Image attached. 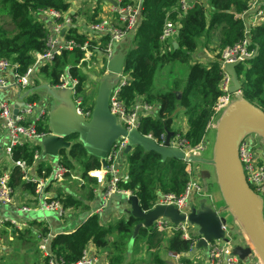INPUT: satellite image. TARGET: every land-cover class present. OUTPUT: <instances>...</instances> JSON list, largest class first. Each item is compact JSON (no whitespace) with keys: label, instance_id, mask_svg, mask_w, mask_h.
I'll return each mask as SVG.
<instances>
[{"label":"trees","instance_id":"1","mask_svg":"<svg viewBox=\"0 0 264 264\" xmlns=\"http://www.w3.org/2000/svg\"><path fill=\"white\" fill-rule=\"evenodd\" d=\"M120 1L131 2V0ZM190 1L192 6L185 12L181 11L179 0L140 1V19L131 34V42L125 50L122 63V72L127 77V81L121 87L119 95L127 106L138 97L154 106L153 114L140 116L138 131L142 135L150 134L156 140L165 133L164 126L173 129L172 120L175 111L181 108L187 123V129L180 132L181 138L186 145L195 146L203 140L206 141L209 128L214 132L210 124L214 122L216 117L214 108L218 97L222 94L219 88L222 77L220 51L227 45L238 43L243 37V22L239 18H234L232 12L242 13L247 10L251 0ZM206 4L211 8L209 14ZM102 6V0H96L95 6L89 7L84 12L81 10L71 13L69 0H0V60L4 59L16 65L17 71L23 74L33 65L36 56L46 52L48 48L47 34L50 28L41 19L39 13L58 11L61 15L60 20L69 16L71 24L65 26L62 38L73 41L75 46L62 49L51 61L39 64L35 72L43 74L50 85L57 86L61 75L67 71L70 77L77 81V93L82 97L80 107L84 111H91L96 90H89L87 85L97 83L91 77L90 64L93 62L97 64L96 74L101 76L105 71V59L98 52L90 61L82 59L84 53L78 46L87 40V36L75 24V17L79 13V16H83L85 20L94 21L95 17L103 13ZM166 20L177 24L174 41H163L160 37ZM212 31H215L213 33L216 41L215 57L206 62L192 60V54L198 48L200 39L205 40V45L208 46L207 40L211 37ZM107 41L108 37H101V51ZM173 42L177 43L176 47L173 46ZM248 50L253 51V57L242 61L236 67L241 82V94L264 111V20L251 28ZM170 63L187 65L186 73L174 79L170 87H154L157 69ZM34 83L38 84L37 80L28 87L33 86ZM175 91L180 92L179 99ZM25 100L32 103L38 100V96L36 93H29ZM36 128L43 134L50 132L48 122L38 124ZM66 140H69L71 145L68 149L59 151L55 164L66 169L63 175L64 181L69 185H77L80 194L77 195L74 190L69 189V185L67 189L62 185L63 188L56 189L53 199L65 210H89L90 205L86 202L94 199V189L97 184L95 179L88 175V171L99 169L103 163H106V159L102 161L89 154L76 134L69 135ZM206 143L208 144L207 141ZM35 150L41 151L39 143L16 144L12 147L10 159L24 161L27 166H32ZM124 155L126 176L118 181L117 186L135 195L143 211H148L154 206L159 193H172L176 196L183 193L189 179L184 161L172 157L161 160L158 153L144 151L140 146H132ZM51 170L52 165L48 160L38 162L36 170L38 176L46 178ZM23 176L21 168L13 165L9 171V184L13 190L19 188L32 197L28 200L31 203H26L32 207L37 204L35 183L26 181ZM54 182L55 180L48 182L47 191ZM140 221L129 214L103 223L98 213H90L74 230L59 232L52 238L50 255L64 264H73L81 259L86 246L92 244L99 253H104L103 256L109 264H136L137 258L139 261H149L151 264H168L161 252L176 255L179 264H200L196 259L188 256L198 235L189 232V236L185 238L179 229L166 235L153 225L142 226L133 240V248L129 250L127 244L132 230ZM27 224L28 227L22 230L16 229L14 236L20 242L33 243L36 246L35 254L41 253L37 249L39 239L36 234L42 239L48 235L49 228L44 221L29 220ZM135 246H143V254L140 255L145 254L148 259L136 257ZM41 256L43 263L46 264L48 257L42 254ZM35 261L36 259L30 264H35Z\"/></svg>","mask_w":264,"mask_h":264},{"label":"built area","instance_id":"2","mask_svg":"<svg viewBox=\"0 0 264 264\" xmlns=\"http://www.w3.org/2000/svg\"><path fill=\"white\" fill-rule=\"evenodd\" d=\"M91 2V7L95 6L96 0H86ZM116 5H112L106 0H102L105 8V13L95 17L94 21H87L85 27L79 28L86 34L87 40L79 45L80 50L83 51V60L90 61L95 57L94 55L100 53L106 61L113 54V46L115 42L125 39L128 35L132 34L136 29L140 19V1L131 0V2L122 3L120 0H114ZM264 0H251L247 10L242 13H233L234 18H239L243 22V37L242 39L232 45L225 46L219 54L220 68L222 77L219 82V88L222 94L218 97L215 105V113L220 111L229 101L230 94L228 93L229 86L231 85V77L224 70V64L227 62L241 61L243 57L250 56L253 51L248 50L250 41V31L254 26L259 25L264 20ZM179 6L182 12H185L192 6L190 0H179ZM74 12L71 10V13ZM42 20L49 23L50 29L47 34V50L42 54H38L35 58L33 65L28 68L23 74L17 71V66L9 63L7 60H0V91L6 87L16 86L19 90L27 89L33 80L35 68L41 63L49 62L55 54H58L62 49H70L75 46L73 41H67L62 38L61 31L65 26L71 24L69 16H65L60 20V12L58 11H42L39 13ZM45 17V18H44ZM177 34V24L170 20H166L161 33L163 41H174ZM102 36L108 37L105 48L101 51L100 39ZM117 83L114 85L109 96V110L115 116L116 121L124 126L128 131L135 128L138 130L139 118L145 114H153L154 106L146 103L143 99L139 98L132 102L131 105H125L119 92L121 87L126 83L127 77L121 71L118 75ZM76 79L70 77L67 71L60 77V83L57 85L59 88H68L71 92V98L76 107V112L82 117L89 118L91 111H84L80 105L82 97L77 93ZM34 102L25 100L21 107L14 114L12 108L7 101L2 99L0 95V120L3 127L8 134V143L5 147V154L10 158L12 147L16 144L27 142L30 145L40 144L39 140L45 134L37 131L36 126L43 124L46 120V115L42 110H34ZM211 125V124H210ZM180 130H176L170 139L172 148L181 150L184 155L191 153L196 156H203V152L207 150V143L205 140L201 141L195 146L186 145L183 138H181ZM154 139L150 134L146 135ZM165 133L161 134L159 139H154L158 144L164 142ZM253 135L246 136L238 147V158L242 165L243 173L249 187L258 194L262 199V213L264 217V159L257 153V145ZM127 140L125 137H120L116 140L109 154L106 157L105 165L99 169L88 171V175L95 179L97 188L94 192L101 194L104 205L105 201L109 199L111 194L125 193L130 195L129 191L120 189L117 186L121 178H125L126 170L122 171V166H118V157L124 153ZM40 151L35 150L33 154L34 162L39 159ZM14 165L21 168L24 173L26 181L34 182L37 192V200L39 201L38 209L42 212H53L58 217L64 216L65 209L59 204L58 201L53 199L55 195L46 190V185L51 180L59 181L63 177L66 169L55 164L48 177L43 178L38 175H32L30 166H27L24 161H13ZM30 168V169H29ZM185 171L188 174V182L183 193L176 196L172 193H159L156 199V204H171L175 206L180 213L186 214L189 210L191 198L194 195L198 196L207 203H213L211 200L212 195L206 191L202 185L201 178L198 174V169L193 168L190 163H186ZM9 171H0V206L1 205H15L21 212H28L34 210L33 207L25 205L22 202H16L14 198V190L9 184ZM153 206V207H154ZM100 208L94 209L91 213H97ZM13 225L21 227L25 223H20L15 220L10 221ZM153 227L163 233H171L175 229L182 232V236L187 238L189 236L188 223L181 222L179 224H172L167 218L159 217L153 222ZM223 235L228 238V241L215 240L207 242V254L204 264H262L254 252L248 254L245 258L241 259L233 252V243L227 235L226 223L221 226ZM48 236L40 239V250L44 256H47L46 264H64L58 261L54 256L50 255L49 250H46L45 244ZM195 243V242H194ZM100 256V257H98ZM73 264H109L104 256L101 255H88L87 250L84 251L81 259Z\"/></svg>","mask_w":264,"mask_h":264},{"label":"water","instance_id":"3","mask_svg":"<svg viewBox=\"0 0 264 264\" xmlns=\"http://www.w3.org/2000/svg\"><path fill=\"white\" fill-rule=\"evenodd\" d=\"M116 5L114 0H106ZM64 32L62 29L61 34ZM176 47L177 43L173 42ZM125 53L118 49L108 59L106 72L101 76H92L97 83L94 104L88 119L76 112V107L68 88H59L50 84H39L28 87L23 94L19 91V98L23 99L29 93L44 90L56 104L48 113V126L50 133L42 137L40 146L41 157L57 161L59 151L68 149L71 145L66 138L76 134L85 150L102 161L106 159L116 140L125 137L127 140L124 153H128L132 146H140L144 151H155L161 157L176 158L190 163L192 167L200 168L202 184L206 186L212 167L222 204L213 206L205 200L190 202L186 214L178 212L171 204H156L148 211H143L135 195L125 193L111 194L108 201L112 200L129 203L130 208L125 209L127 215L140 219L129 238L127 248L130 249L138 234L139 228L151 227L159 218H167L172 224L187 222L197 229V247H207V242L215 240L228 241L223 235L221 226L226 223V217L221 215L227 212L237 226V232L243 235L245 244H233V252L243 259L254 252L260 262L264 264V217L262 213V199L246 182L242 165L238 158V147L241 141L249 135H253L258 144L264 148V111L246 100L241 94V82L238 79L236 67L244 60H249L253 55L243 57L241 61L227 62L224 70L231 77V85L228 93V103L216 113L211 127L214 129V137L209 157L196 156L191 153L186 156L179 150L171 147L170 139L174 134L164 126V142L158 144L154 139L142 135L137 129L127 130L116 121L115 116L109 110V96L117 83V75L122 71V63ZM21 94V95H20ZM177 98L180 92L175 91ZM21 104V103H20ZM17 112L15 104L13 113ZM103 165H105L103 163Z\"/></svg>","mask_w":264,"mask_h":264},{"label":"crops","instance_id":"4","mask_svg":"<svg viewBox=\"0 0 264 264\" xmlns=\"http://www.w3.org/2000/svg\"><path fill=\"white\" fill-rule=\"evenodd\" d=\"M69 1L71 3V10L74 11L72 13H76L78 11H81L82 6L88 2L86 0H69ZM104 13H105V8H103L102 14H104ZM79 15L80 14L78 13L75 17L76 18L75 24L84 28L86 25V20L84 19L83 16H79ZM43 21H45V20H43ZM45 22L49 25V23L47 21H45ZM49 28H50V25H49ZM130 42H131V34L128 35L125 39L118 41V42H115V44L113 46V53H115L118 49H121L125 53V50L128 47V45L130 44ZM194 55H196L197 58L194 57ZM192 58H193V60H199L201 62H206L208 60L213 59L214 56H213V53L211 50H207L205 48L202 51H199V53H197V54H195V53L192 54ZM107 61H106V63H107ZM106 63H105L104 73L106 72ZM37 73L38 72L36 71L33 74V80L31 81V83L29 85H31L34 80H37L38 84L34 83L33 85H39V84H43V83L49 84L46 80L39 82L38 78H37ZM158 80H159V78H158ZM167 81L162 83V85H160L159 87H163V86L169 87V85L166 86V84H165ZM19 91L21 94H23L25 89L19 90V88L16 86H10V87H6L5 89L0 91V95H1L2 99H4L5 101L8 102V104L12 108V111L14 109L15 104H17V110H18L21 107V105L23 104V102L25 101V98H23V99L19 98V94H18ZM36 94L38 96V100L34 102L35 103L34 104L35 105L34 110H42L44 112V114L46 115L47 122H48V113L50 112L51 108L56 104V102L54 104V100L46 92L41 93V92L37 91ZM137 99H139V97ZM172 127H173L172 130L174 132L176 130H180V131L184 132L187 129L186 117L182 113L181 108H177L175 111V115H174V118L172 120ZM46 135L47 134H45L44 136H46ZM254 140L256 141L257 153H259L258 155L264 159V153H263V151H261L260 145L258 144L256 138ZM7 143H8V134L6 132V129L2 125V121L0 120V171H2V170L10 171V169L14 165L13 161L8 157V155L5 154V147H6ZM41 151H42V148H41ZM41 151H40L39 159H37L33 163V165L30 166L31 169L29 168L32 175H37L36 170H37L38 162L40 160L51 161V162H53L52 168L55 166L56 161H52L51 159L42 158L41 157ZM118 159L120 162V164L118 163V166L119 167L122 166L123 167L122 171H123L126 168V159H125L124 153L122 155H120L118 157ZM193 168L198 169V171H199L198 174L200 177V168L199 167H193ZM53 185H55L57 188V182H54L52 184V186ZM95 188H97V187H95ZM204 188L206 189V186H204ZM48 191H50V190H48ZM206 191L208 193H210L209 190L206 189ZM14 198H15L16 202H22V203H25V205L27 202L31 203L28 200L32 199V197L28 196L25 192H23L19 188L14 190ZM192 201L198 202L199 200L195 201L191 198L190 202H192ZM86 203L88 205H90L89 210H76V209L67 210L66 209L65 210V216L66 217L65 216L58 217L53 212H42V211L37 210L38 209L37 207L39 205L38 200H37V204L32 206L34 210H30L28 212L19 211L15 205H9V204L8 205H1L0 206V264H24L23 261H14L12 258V256H14V254L17 253V251L19 249V247L15 246V244H18V242H19L16 239V236H14V231L16 229L22 230L23 228L28 227L27 223L29 220L46 222V224L49 228V231H48V235H47L48 238H47L45 247H46V250H49L50 245H51V240L56 234H58L59 232H70V231L74 230V228H76V226L88 214H90L94 209L100 208V206L103 204L100 192L99 191H98V193L94 192V199L92 201L86 202ZM211 205L214 206L213 203H211ZM27 206H29V205H27ZM129 208H130L129 203L126 204V203H123L121 201H116V200H112L109 203V201L106 200L104 205L102 206V208H100V211L97 213L101 216L102 222L106 223V222L110 221L111 218H119L123 215L125 217L127 215L125 213V209H129ZM110 215H113V216L110 217ZM11 220H15V221H18L20 223H25V225H23L21 227H17L10 222ZM6 222H8V223L6 224ZM191 227H193V226H191ZM195 232L197 233V229L195 230ZM166 235H170V233H166ZM36 236L39 239L38 240V249H40V247H39L40 237L38 236V234H36ZM243 239L244 238H242V240ZM197 240H198V238L196 239V241ZM196 241L193 244L192 250L190 251L188 256L193 257L194 259H196L197 262H200V264H204L205 263V257L207 254V249L202 247V246L197 247ZM9 244H13L14 246H12V245L9 246ZM86 250H87L88 254H90V255H99L100 254L93 247L92 244H88L86 246ZM41 254L43 255L42 251H41ZM167 254L169 256H171L170 259L165 258L168 264L169 263L179 264L178 263V257L176 255L171 254V253H167ZM37 257H39V255ZM39 258L40 259L35 261V264H44L42 261L41 255ZM4 260H7V262Z\"/></svg>","mask_w":264,"mask_h":264},{"label":"rangeland","instance_id":"5","mask_svg":"<svg viewBox=\"0 0 264 264\" xmlns=\"http://www.w3.org/2000/svg\"><path fill=\"white\" fill-rule=\"evenodd\" d=\"M89 7H91V2L88 1L85 5L82 6V8H81L82 12H84V10H87ZM206 10H207V13L209 14L211 8H210V6L208 4H206ZM215 31L211 32L212 35L207 40L208 43H209L208 46L205 45V42H204L205 40L200 39L199 46L196 49V51L194 52L195 54L199 53V51H202L206 47H209L210 49L209 48H206V49L207 50H211L212 53H213V56L215 57L216 41H215V37H213V33H215ZM194 57H196V55H194ZM192 60H193V58H192ZM90 65H92V68L90 70V73H92L91 77L92 76L98 77L97 74H96L97 64L95 62H93ZM186 70H187V65L180 66V64H178V63L177 64L170 63V64H167V65H164L163 67L157 69L155 77H154L153 86L156 87V88H159V86L162 85V83H164L165 81L168 80L165 84H166V86L169 85V87H170L171 84H172V81L174 79H176V78H180L181 76H183L186 73ZM37 78H38L39 82H41L43 80H46L44 75L41 74L40 72L37 73ZM158 78H159V80H158ZM87 86H88V89L91 90V91L93 89L96 90V88H97V84L96 85H90V86L87 85ZM39 92L44 93L45 91L44 90H40ZM95 96H96V91H95ZM94 99H95V97H94ZM54 104H55V102H54ZM46 123H47V118H46L44 124H46ZM213 137H214V132L211 129H209L207 131V133H206V141L208 142V144H207L208 147H207V150L205 152H203V156L204 157H209L211 155V145H212ZM260 148H261V151H263V153H264V148L261 147V146H260ZM49 163L52 165L53 162L49 161ZM208 169L210 170L211 174H210V177L207 178V180H206L207 181L206 189L209 190L210 194L212 195L211 200L213 201L214 206H218V205L222 204V200H221V197H220V194H219V191H218V187H217V184H216V180H215V176L213 174L212 167L210 166V167H208ZM75 177L77 178V176H75ZM76 178H74L75 181H77ZM56 182H57V188H60V187L63 188L62 185H64L66 188H68L69 183L67 181H64V176L61 178V180L56 181ZM69 187H70L69 189L74 190L77 195L80 194V190L78 189L77 185H69ZM57 188H56L55 185H53V186L49 187L50 191H48V192H50L51 194L54 193L53 195H56L55 193H56V189ZM193 200L197 201V200H202V199L199 198L198 196L194 195ZM221 215L226 217V225H227V228H228L227 229V235H228L230 241L233 244H238V243L239 244L240 243L241 244H245V243H243V240H242L243 235L240 232H237V226H236L234 220L230 217V215H228L227 212H222ZM64 216H65V213H64ZM111 216H113V215H110V217ZM121 217H124V215L121 216ZM114 219H116V218H111L110 221H112ZM195 230H196L195 227H191V226L188 227V231L189 232L192 231L193 233H196ZM11 245L14 246L13 244H9V246H11ZM15 246L19 247V249H18L17 253H15L14 256H12V258L14 260L23 261L24 264H30L31 261H34L35 259L36 260L40 259L39 257L41 255V253H36L35 254L34 248L36 246L33 243L32 244H31V242L23 243V242L19 241L18 244H15ZM132 248H133V243H132V246H131L130 249H132ZM134 249H135V251H137V256L136 257H144V258L148 259L147 255H145V254L144 255H140V254H143L142 253L143 252V246H140V247L139 246H135ZM137 249H139V250H137ZM26 250L28 252H26ZM30 250H32V251H30ZM40 252H41V250H40ZM161 254L166 259H170V257H171L167 253L164 254V253L161 252ZM38 255H39V257H37ZM99 255L103 256L104 253L100 252ZM98 257H100V256H98ZM4 261L7 262V260H4ZM135 261H138V262H136V264H151L149 261H139L138 258L135 259ZM198 263H200V262H198ZM169 264H171V263H169Z\"/></svg>","mask_w":264,"mask_h":264}]
</instances>
